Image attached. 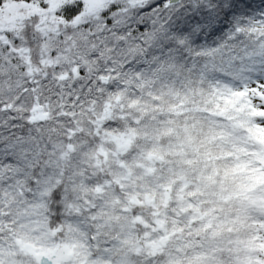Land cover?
I'll return each instance as SVG.
<instances>
[{
    "label": "snow or ice",
    "instance_id": "obj_1",
    "mask_svg": "<svg viewBox=\"0 0 264 264\" xmlns=\"http://www.w3.org/2000/svg\"><path fill=\"white\" fill-rule=\"evenodd\" d=\"M0 264H264V0H0Z\"/></svg>",
    "mask_w": 264,
    "mask_h": 264
}]
</instances>
